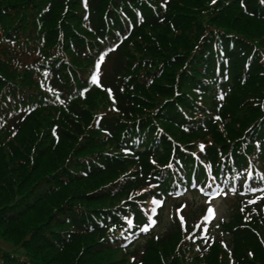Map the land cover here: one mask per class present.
<instances>
[{"label": "trees", "instance_id": "obj_1", "mask_svg": "<svg viewBox=\"0 0 264 264\" xmlns=\"http://www.w3.org/2000/svg\"><path fill=\"white\" fill-rule=\"evenodd\" d=\"M161 1L84 0L83 5L81 0H0V239L5 240L8 234V240L15 242L9 250L0 249V264H67L72 262L63 258L67 251L75 258L72 264H189L181 254L165 257L168 246L162 238L157 242L151 237L145 238L129 249L121 247L117 240H110L116 230L112 232L108 226L120 220L105 204L109 200V189L93 187L79 192L60 182L58 190L43 192L41 186L55 181L60 173L73 167H77V171L69 185L87 183L92 186L102 177L125 171L120 159L113 166L110 164L112 159H106V166H97L93 162L88 168L91 172L84 169L90 164L88 160L84 161L85 151L92 144L99 145L100 139L108 140L109 148L121 152L124 145H129L122 143L120 136L140 135L147 148L153 145L152 136H158V125L165 127L167 124L179 129L184 123L194 122L187 113L210 119L211 107L219 111L222 120L227 115L226 119L238 126L240 131H234L237 138L245 122L259 117V106L264 103V78L258 76L257 65H251L250 78L241 83L239 72L232 73L234 60L231 61V78H227L228 83L218 86L214 70L210 69L212 57L207 56V72H198V64L204 61L203 53L193 47L199 40L200 47L204 43L202 39L210 29L207 26L224 27L226 17L233 11L262 22L264 9L258 10L259 0H217L214 7L212 0ZM191 5H196L192 7L198 10L196 13L190 11ZM193 16L197 20H192ZM231 32L219 34L233 36L244 49V39H248L246 34L239 29ZM250 40L260 42L263 39L254 37ZM23 43L25 47L21 50ZM115 43L116 49L109 55L99 80L104 90L90 92L86 100L73 98L65 104V117L60 115L61 124L56 128L57 144L54 146L50 141L47 149L42 151L37 133L50 139L48 132L41 129L48 130L53 124V115L45 111L21 113L27 92L38 91L37 80L43 71H48L53 88L61 95L72 96L75 85H86L85 79L79 77L90 65L88 53L91 59L93 52ZM223 46L227 52L225 40ZM244 52L240 56L241 48L235 42L230 54L240 68ZM23 55L29 63L23 62ZM168 71L171 74L169 84H161ZM198 74L200 78H196ZM144 82L150 83L149 86L146 87ZM217 86L225 91L220 106L215 96ZM106 92L115 101L116 111L109 112L111 114L105 110L109 103ZM195 93L201 97L204 106L198 104ZM95 97L104 98L98 103L105 105L104 108L94 105ZM14 107L16 110L9 119L3 117ZM246 109L251 113L242 121L238 116ZM63 120H67L66 124ZM189 129L194 136L210 134L220 139L217 150H206V159L214 166L220 163L218 152L225 159L232 154L237 166L244 163L243 155L236 159L233 154L236 153L233 150L235 142L228 144L216 130L209 127L203 133L200 127ZM251 137H256L259 142L257 153L263 162L264 132L259 130ZM165 138L160 137L167 141ZM176 144L170 142L157 147L155 160L165 162L170 148H174L176 156L184 162L185 156ZM149 155L147 150L146 154L126 159L137 160L140 169L136 170V182L122 188L121 196L129 194L130 188L134 191L146 186ZM50 157L56 159L52 163L56 168L42 173L40 167H47L39 165V159ZM112 167L114 169L110 171ZM103 206L106 207L101 208ZM131 208L136 221H142L136 206ZM91 215L97 217L96 222ZM123 229L125 227L117 226V230ZM225 230L226 244L233 246L235 264H264V249H260V244L264 247L263 240H259L261 231L264 232V214L246 222L237 216ZM179 237L175 227L168 238ZM18 246L25 248L21 250ZM117 249H123L128 255L125 257ZM219 251L220 246L215 244L205 262L199 264H208ZM116 254H122L125 261L115 259Z\"/></svg>", "mask_w": 264, "mask_h": 264}, {"label": "rangeland", "instance_id": "obj_2", "mask_svg": "<svg viewBox=\"0 0 264 264\" xmlns=\"http://www.w3.org/2000/svg\"><path fill=\"white\" fill-rule=\"evenodd\" d=\"M196 5H191V8H190V11H193L196 13V11L198 10H193L194 7ZM187 9V8H186ZM203 15V14H201ZM206 17V16H205ZM192 20H197L196 18H194L193 16V19ZM225 26L224 27H221V26H218V25H215V24H211L207 27H210V28H213L215 30H224V29H230L231 31H233L234 29H239V30H242L244 32V34H246L245 37L247 38H254V37H260L261 35L264 34V23L262 22H252V21H249L247 18L245 17H241V16H238L236 13H232L231 15L227 16L225 21ZM169 72V71H168ZM170 72L167 73V77L166 78H162L163 82L161 84H166L168 85L169 84V80H170ZM77 87H80V86H74L73 89V93H72V96H69L68 99L66 98H52V97H49L45 94H42L40 97H38V100L40 103H42L43 105L45 106H49L50 108H57L59 106V110H60V113L63 117H65V108H63L61 105L72 100L73 98H80L82 100H86L87 98V95L89 93H86V89L84 87L82 88H77ZM97 96V95H96ZM103 99L104 98H100L98 97L96 99H94V105L96 107H101V108H104L105 105H100L98 103H101L103 102ZM93 104H91V107L95 108ZM251 111H246L244 114H240L238 117L239 118H246L250 115ZM254 116L256 114H253ZM67 121V120H65ZM66 124V123H65ZM66 127H68L66 125ZM223 129V134H225V137L227 139H233L235 137L234 135V131L235 130H239L238 126H236L235 124L233 123H230V122H227L225 127L222 128ZM46 132V131H45ZM178 136H181L180 134H178ZM184 142L187 143L186 140L187 137H184ZM47 141H45L43 143V146L46 144ZM101 148L97 145H93L88 151H85L84 155H89L90 157H93L95 156L96 152L100 151ZM56 161L55 158H52L50 157L49 159H40L38 164L43 166V167H47L45 169H43L42 167H40V170L42 171V173L46 170L49 172L54 170L56 168L55 165H53L52 163ZM119 177V175H116V176H105V177H102L100 179H98L95 183H93L92 186H90V184H80V185H72V186H68L67 188L73 190V191H79V192H86L88 190H90L91 188L93 187H96V188H101L103 186H106L108 184H110L111 182H114L117 178ZM228 206V207H227ZM229 206L227 203L222 205L219 203L218 205V208H219V218L220 217H226V214L228 213V210H229ZM190 209H194V204L191 205L189 204V207L188 209L186 210V212L188 213V211ZM162 226H161V229H160V233L163 232V229L165 228V224H166V220L162 221ZM166 235V234H165ZM14 236V235H13ZM8 237L9 235L7 234L5 236V240H2L0 239V249L2 250H9L11 248H13V245H15V242L11 241V240H8ZM15 240V236H14V239ZM181 240L182 238H174V239H169L168 237L165 238V243L166 245L168 246L167 248L165 247V252L168 251L165 255V257H169L170 255L173 256L172 253H175V256H177V254H181V255H187V252H177L178 251V243L180 245L181 243ZM259 240H263V245H264V232L261 231V235H260V239ZM19 249L21 250H24L23 246H18ZM260 249L263 250L264 247L262 246V244H260ZM67 260H72V262H74V257L71 256V252L70 251H67V253L65 254V256L63 257ZM115 259H118V261L122 260V261H125L124 259V256H122V254H116L115 256ZM231 258L227 255V253L223 252V251H219L217 252L213 257L212 259H210L209 263L208 264H229ZM52 262H54L52 260ZM72 262H69L67 264H72ZM51 264V263H49ZM61 264H64V263H61ZM157 264V263H156Z\"/></svg>", "mask_w": 264, "mask_h": 264}, {"label": "snow or ice", "instance_id": "obj_3", "mask_svg": "<svg viewBox=\"0 0 264 264\" xmlns=\"http://www.w3.org/2000/svg\"><path fill=\"white\" fill-rule=\"evenodd\" d=\"M260 2L261 3H264V0H260ZM212 3H215V0H212ZM94 81H95V79H96V77L95 76H92L91 77ZM202 147V146H201ZM209 211H211V210H209ZM146 230V229H145ZM249 255H252V253H249Z\"/></svg>", "mask_w": 264, "mask_h": 264}]
</instances>
